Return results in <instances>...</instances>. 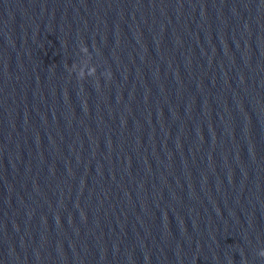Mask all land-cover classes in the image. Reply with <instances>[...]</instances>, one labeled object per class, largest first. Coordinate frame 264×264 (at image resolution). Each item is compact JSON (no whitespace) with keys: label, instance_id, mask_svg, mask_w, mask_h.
I'll list each match as a JSON object with an SVG mask.
<instances>
[{"label":"water","instance_id":"obj_1","mask_svg":"<svg viewBox=\"0 0 264 264\" xmlns=\"http://www.w3.org/2000/svg\"><path fill=\"white\" fill-rule=\"evenodd\" d=\"M0 264H264V0H0Z\"/></svg>","mask_w":264,"mask_h":264}]
</instances>
